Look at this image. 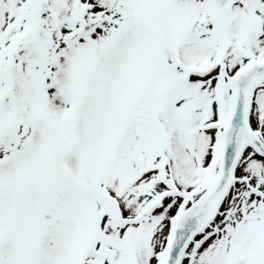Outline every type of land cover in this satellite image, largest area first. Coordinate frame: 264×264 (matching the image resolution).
<instances>
[{
  "label": "snow or ice",
  "instance_id": "6c2138e0",
  "mask_svg": "<svg viewBox=\"0 0 264 264\" xmlns=\"http://www.w3.org/2000/svg\"><path fill=\"white\" fill-rule=\"evenodd\" d=\"M0 264H264V0H0Z\"/></svg>",
  "mask_w": 264,
  "mask_h": 264
}]
</instances>
